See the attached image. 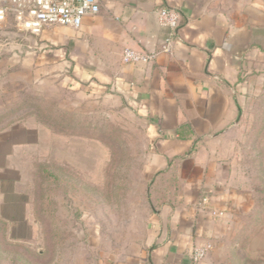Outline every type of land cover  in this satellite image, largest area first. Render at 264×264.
I'll use <instances>...</instances> for the list:
<instances>
[{
    "label": "crops",
    "instance_id": "obj_1",
    "mask_svg": "<svg viewBox=\"0 0 264 264\" xmlns=\"http://www.w3.org/2000/svg\"><path fill=\"white\" fill-rule=\"evenodd\" d=\"M99 8L78 29L45 27L31 38L30 56L37 67L61 70L63 86L83 100L131 117L145 143L144 189L160 174V191L176 178L177 192L147 209L145 233H113V255L98 264H214L250 202L249 179L235 181L236 159L264 92V26L247 15L261 9L244 0H99ZM163 8L179 14L172 53L149 65L122 63L125 49L156 50L168 37L157 23ZM210 243L209 256L193 263V248Z\"/></svg>",
    "mask_w": 264,
    "mask_h": 264
},
{
    "label": "rangeland",
    "instance_id": "obj_2",
    "mask_svg": "<svg viewBox=\"0 0 264 264\" xmlns=\"http://www.w3.org/2000/svg\"><path fill=\"white\" fill-rule=\"evenodd\" d=\"M244 2L260 7V15H247L264 26V0ZM31 38L16 31L11 17L0 26V264L104 263L113 255V233H145V143L131 117L65 88L61 70L37 67ZM261 64L264 75V58ZM254 102L248 119L264 123V92ZM51 110L75 116L71 135L45 127ZM259 136L258 143L250 139L237 150L235 181L249 179L250 202L219 242L214 264H264V216L253 208L256 182H250L254 148L264 153V128ZM39 166L66 172L54 182Z\"/></svg>",
    "mask_w": 264,
    "mask_h": 264
},
{
    "label": "built area",
    "instance_id": "obj_3",
    "mask_svg": "<svg viewBox=\"0 0 264 264\" xmlns=\"http://www.w3.org/2000/svg\"><path fill=\"white\" fill-rule=\"evenodd\" d=\"M99 0H0V26L11 17L18 33L38 37L45 27L58 26L78 29L86 16L99 13ZM179 21L174 9L163 8L157 13V23L170 31L160 47L152 51L125 49L121 53L124 64L149 65L160 54L170 55L173 51V32ZM221 217V213H217ZM211 249L210 244L193 248L191 261L203 260Z\"/></svg>",
    "mask_w": 264,
    "mask_h": 264
},
{
    "label": "trees",
    "instance_id": "obj_4",
    "mask_svg": "<svg viewBox=\"0 0 264 264\" xmlns=\"http://www.w3.org/2000/svg\"><path fill=\"white\" fill-rule=\"evenodd\" d=\"M261 51L264 52V49H261ZM257 122L261 124L257 126L256 125ZM262 122L263 120H261L260 118H258L257 120L253 118L252 124L248 126L246 135H247L248 140L251 139L252 144H255L256 142L258 143L259 141L262 140V137L259 136L260 132L264 128L263 126L264 123ZM45 123L46 124L44 125L49 131L57 135H60V136H68L70 134L69 130L76 124V119H75V116L73 115H68L61 111L51 110V111H48L46 114ZM80 125L83 126V123L81 122ZM54 128H57L58 131H55ZM113 131H118V129L116 128V130H113ZM254 152L255 153L253 155L252 163L254 166L255 174L250 182L257 183V184L252 183L255 185V189L252 192V197L255 198L253 201V208H257L256 215L260 217V216H264V153L262 154L261 151H259V148H258V151L256 148H254ZM169 164L172 165L173 161H171ZM39 167H40V172L42 176L44 178H47V180L51 178V180L54 182L55 181L59 182L58 175L60 173L58 174V172H61V173L66 172L65 168L62 169L63 171L57 170V172H54V171L49 170L48 167L46 166H39ZM158 176H160V174H157L156 177H154L150 182L145 183L143 199L145 201L144 203L147 209L150 212H155L157 208H159L161 205L171 202L174 199L176 192H177L176 178H173L172 181L168 182V185H170L169 186L170 188H168L167 191L166 190L160 191L157 185L160 183V181L163 185L164 184L163 180L165 179L162 176L158 179ZM154 185H155V188L153 187ZM113 186H114V179H113ZM240 264H245V263L244 261H241Z\"/></svg>",
    "mask_w": 264,
    "mask_h": 264
}]
</instances>
